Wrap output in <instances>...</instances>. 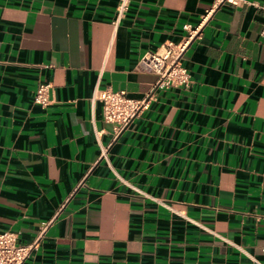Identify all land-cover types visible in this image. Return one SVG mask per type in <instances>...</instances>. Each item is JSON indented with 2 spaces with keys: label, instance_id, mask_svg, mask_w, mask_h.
Here are the masks:
<instances>
[{
  "label": "crops",
  "instance_id": "1",
  "mask_svg": "<svg viewBox=\"0 0 264 264\" xmlns=\"http://www.w3.org/2000/svg\"><path fill=\"white\" fill-rule=\"evenodd\" d=\"M118 1L0 0V231L55 218L23 264H264V0L218 7L191 85L121 131L96 89L143 98L142 56L215 0H132L115 25Z\"/></svg>",
  "mask_w": 264,
  "mask_h": 264
},
{
  "label": "built area",
  "instance_id": "2",
  "mask_svg": "<svg viewBox=\"0 0 264 264\" xmlns=\"http://www.w3.org/2000/svg\"><path fill=\"white\" fill-rule=\"evenodd\" d=\"M132 0H119L116 8L114 24L118 25L128 13ZM247 0H215L201 20L197 23H185V35L179 42L166 41L155 51L146 52L140 59L138 66L143 71L153 72L158 78L152 90L143 98H132L125 90L111 88H97L92 100L99 101L102 106L103 118L107 122L115 123L118 131L126 128L130 122L142 111L148 109L159 89L171 87H189L192 76L182 63L184 55L190 45L200 38L204 25L208 22L215 10L223 4L242 5ZM264 11V1L259 3ZM264 36V26L261 30ZM34 102L47 107L53 102V83L41 82L36 88ZM54 219L43 221L38 236L30 243H20L19 233L15 231H0V264H23L31 252L38 248L40 241L53 224Z\"/></svg>",
  "mask_w": 264,
  "mask_h": 264
}]
</instances>
